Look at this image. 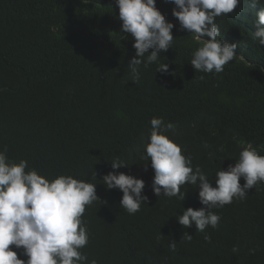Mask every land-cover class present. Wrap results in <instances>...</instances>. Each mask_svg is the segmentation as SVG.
<instances>
[{"label":"trees","instance_id":"16d2710c","mask_svg":"<svg viewBox=\"0 0 264 264\" xmlns=\"http://www.w3.org/2000/svg\"><path fill=\"white\" fill-rule=\"evenodd\" d=\"M156 7L174 25L173 46L147 68L142 64L134 83L128 68L134 38L121 32L115 0H0V150L7 146L11 161L26 160V171L35 169L50 181L71 175L96 184L106 203L86 206L82 217L88 259L264 264V183L248 190L246 199L212 210L221 220L205 229L208 242L195 225L181 231L176 223L183 210L203 207L199 187L186 184L182 201L157 197L154 171L143 158L153 117L174 125L166 134L213 187L215 173L234 165L247 145L264 155V45L253 27L264 0L255 8L241 0L232 13L216 18L220 38L238 45L236 59L221 73L194 70L192 53L202 44L180 28L174 4L156 0ZM164 63L168 72H156ZM117 158L126 166L116 173L145 182L149 200L135 215L119 205L122 192L102 181ZM184 232L193 235L191 242L180 240ZM10 247L27 258L22 248Z\"/></svg>","mask_w":264,"mask_h":264},{"label":"clouds","instance_id":"9594fccd","mask_svg":"<svg viewBox=\"0 0 264 264\" xmlns=\"http://www.w3.org/2000/svg\"><path fill=\"white\" fill-rule=\"evenodd\" d=\"M168 2L175 5L172 15L179 21L180 28L190 32L202 44L192 53L190 64L194 70L223 72L224 66L236 59L238 45L220 38L221 31L215 20L232 13L241 0ZM245 2L250 8L261 4V0ZM115 4L122 22L121 32L134 38L135 56L129 61L128 68L135 83L140 79L142 64L147 68L158 60L160 52L172 48L174 25L158 10L156 0H115ZM255 16L254 38H259V44L264 45V7H260ZM157 71L167 73L168 64H161ZM150 124L152 131L143 158L150 162L154 171L153 194L177 197L182 201L185 198L182 188L186 184L199 187L198 197L203 207L195 210L189 207L178 215L176 223L181 231L194 230V225L201 233H205L209 226L217 228L221 217L213 209L231 204L234 199H246L248 190L264 183V155H260L252 145L240 151L234 165L215 173L216 186L213 187L208 175L199 166L194 169L191 156L184 155L181 146L166 134L174 125L165 123L162 117L151 118ZM7 151V146L0 150V264H102L86 255L89 233L82 219L86 206L101 201L96 194V184L71 175H59L50 181L35 169L26 171V160L11 161ZM124 166L126 164L118 158L114 159L105 169L102 181L106 189L122 192L119 205L129 215H135L149 198L143 195V179L116 173ZM161 237L160 233L158 239ZM192 239L193 235L184 232L180 240L191 242ZM204 239L210 242L211 236L205 233ZM176 244L171 240L168 246L175 251ZM10 246L22 248V254L27 258H18ZM232 251L237 252L238 248L234 246ZM222 260L226 262L229 258Z\"/></svg>","mask_w":264,"mask_h":264}]
</instances>
